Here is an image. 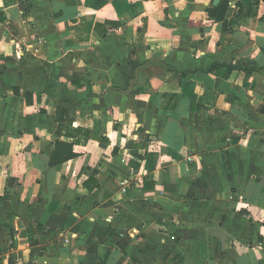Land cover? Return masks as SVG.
<instances>
[{"label":"crops","instance_id":"crops-1","mask_svg":"<svg viewBox=\"0 0 264 264\" xmlns=\"http://www.w3.org/2000/svg\"><path fill=\"white\" fill-rule=\"evenodd\" d=\"M0 264H264V0H0Z\"/></svg>","mask_w":264,"mask_h":264},{"label":"trees","instance_id":"trees-1","mask_svg":"<svg viewBox=\"0 0 264 264\" xmlns=\"http://www.w3.org/2000/svg\"><path fill=\"white\" fill-rule=\"evenodd\" d=\"M225 25H226V22H225ZM214 67H216V65ZM75 156H77V153L74 152V147H73L72 143L66 142V141H61V140H56L55 145H54V152H53L52 157L50 159V165L51 166H58L62 163L69 161L70 159L74 158ZM105 261L106 260H104V263H105Z\"/></svg>","mask_w":264,"mask_h":264},{"label":"rangeland","instance_id":"rangeland-1","mask_svg":"<svg viewBox=\"0 0 264 264\" xmlns=\"http://www.w3.org/2000/svg\"><path fill=\"white\" fill-rule=\"evenodd\" d=\"M166 232H167L168 234H171L169 229H168ZM170 239H171V240H175V236H174V237H173V236H170Z\"/></svg>","mask_w":264,"mask_h":264},{"label":"water","instance_id":"water-1","mask_svg":"<svg viewBox=\"0 0 264 264\" xmlns=\"http://www.w3.org/2000/svg\"><path fill=\"white\" fill-rule=\"evenodd\" d=\"M218 0H215V2H217Z\"/></svg>","mask_w":264,"mask_h":264},{"label":"built area","instance_id":"built-area-1","mask_svg":"<svg viewBox=\"0 0 264 264\" xmlns=\"http://www.w3.org/2000/svg\"><path fill=\"white\" fill-rule=\"evenodd\" d=\"M126 160V159H125ZM124 159H123V161H125Z\"/></svg>","mask_w":264,"mask_h":264}]
</instances>
